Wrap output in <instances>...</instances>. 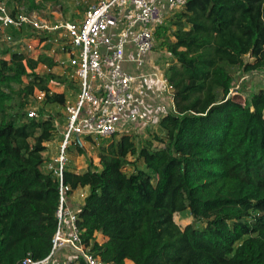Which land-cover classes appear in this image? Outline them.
Wrapping results in <instances>:
<instances>
[{
    "label": "trees",
    "instance_id": "1",
    "mask_svg": "<svg viewBox=\"0 0 264 264\" xmlns=\"http://www.w3.org/2000/svg\"><path fill=\"white\" fill-rule=\"evenodd\" d=\"M39 1L7 7L32 12ZM183 1L154 33L169 59L174 112L139 147L130 133L99 140V169L66 168L71 191L88 190L78 229L104 263L264 264V88L245 105L228 97L237 75L264 69V0ZM0 46V264H17L51 248L59 196L42 169L55 134L44 108L64 107L65 95L48 85L70 82L52 73L58 65L45 53ZM35 90L45 98L28 118ZM11 102L18 112L9 113ZM130 156L143 169L126 172ZM186 211L192 223L181 229L173 216Z\"/></svg>",
    "mask_w": 264,
    "mask_h": 264
},
{
    "label": "built area",
    "instance_id": "2",
    "mask_svg": "<svg viewBox=\"0 0 264 264\" xmlns=\"http://www.w3.org/2000/svg\"><path fill=\"white\" fill-rule=\"evenodd\" d=\"M92 1L81 21L64 22L46 20L24 7L13 11L7 7V0H0V44L18 43L11 33L31 29L37 38L29 48L37 56L41 54L37 47L46 42L56 47L59 59L48 57L64 68L65 76L74 79L78 87L75 100L64 106L66 122L58 151L42 164L57 181L59 196L49 254L39 260L27 255L17 264H112L104 263L82 241L77 221L86 194L72 192L64 182L67 150L73 144L82 146L83 140L118 137L141 123H152L158 115L162 119L174 112L173 88L164 76L165 69L155 68L151 55L156 48L155 31L166 25L169 13L181 9L184 1ZM147 67L152 70L145 72ZM147 84L155 87L161 102L143 99L139 92ZM48 89L49 94L56 93L50 85ZM44 98V92L34 91L33 103L26 110L28 118L38 117ZM72 196L79 205H73Z\"/></svg>",
    "mask_w": 264,
    "mask_h": 264
},
{
    "label": "rangeland",
    "instance_id": "3",
    "mask_svg": "<svg viewBox=\"0 0 264 264\" xmlns=\"http://www.w3.org/2000/svg\"><path fill=\"white\" fill-rule=\"evenodd\" d=\"M92 2V0H40L38 2V9L34 12H36L39 17L49 21L79 22L82 20L88 6L91 5ZM171 15L172 12L169 13L168 16L170 17ZM11 34L13 35L14 40L16 42L19 40V42L15 44L2 43L1 45H4V47L6 48H10L12 51H23L24 53L29 55V57L36 56V53H34L33 50L29 48L31 41L37 38V36L32 31L24 28L20 33L13 31ZM1 48L2 46H0V52L2 50ZM37 50L40 51V53H45L47 56H52L54 59H59L57 48L49 42L42 44L40 47H37ZM49 50L53 51L54 53H50ZM152 57H154V59H160L159 63L161 64V67H163L165 64H168L169 62L167 54L159 50L157 41L156 48L153 52ZM245 60L250 63L253 62V59L249 57H246ZM36 73L44 75L46 73H49V71L45 67L39 66L36 70ZM52 73L62 77L65 76L64 68H61L59 66L56 67L52 71ZM65 77L67 78V82H70V86H68V84H62L59 82L56 84L51 83L49 85L53 92L63 93L65 95L66 103H72L76 98L78 87L74 79L67 76ZM236 78V84L230 90L229 97L243 105H245V102L249 100L254 93H257L260 89L264 88V69L255 70L251 73L240 74L237 75ZM13 90H16V87H13ZM8 111L9 113L18 112L13 102L9 103ZM44 115H50L53 117L55 126V134L53 137L54 139L47 143V146L48 149L55 154L57 152V147L62 140V133L64 131L66 122L64 107H58L55 105L47 106L44 108ZM159 119L160 115H158L157 119L152 123H141L134 131L130 130L125 133H130L134 138L136 147H139L146 141L153 140V133L157 130ZM122 134H119L118 137H120V135ZM81 143L82 146L73 144L68 148L67 156L69 162L67 167L78 173H82L88 167L89 162H91L93 166L95 165L97 169H99L100 152L98 144H100V142L95 141V145H90L87 141L83 140L81 141ZM154 146H157L156 143H154ZM77 147L82 149V154H78ZM43 155L45 156L46 154ZM129 159L132 164L125 168L126 172L130 173L134 168L143 169L140 162L136 161L135 156H130ZM71 201L73 205H75L76 198L72 196ZM78 204L79 203H77L76 205ZM173 220L175 224L181 229L186 225L192 223V219L187 211L181 214L176 213L173 216Z\"/></svg>",
    "mask_w": 264,
    "mask_h": 264
},
{
    "label": "crops",
    "instance_id": "4",
    "mask_svg": "<svg viewBox=\"0 0 264 264\" xmlns=\"http://www.w3.org/2000/svg\"><path fill=\"white\" fill-rule=\"evenodd\" d=\"M152 56V55H151ZM152 59L154 60V63H156V66L155 65H153V66H155V68L157 67L158 68V70L159 69H161V70H164L165 69V65L167 66L168 64H165L163 67H161L160 65V63H159V60L160 59H154V57H152ZM161 68H160V67ZM150 70H152V68L151 67H147L146 68V70L144 69V71L145 72H148V71H150ZM157 88H160V86H157ZM154 89H155V87H153L152 85H150V84H147V86L146 85H144L143 86V88L142 89H140V94H141V96L143 97V99L145 100V101H149V102H153V103H159V102H161V100H162V97L161 96H158V95H156L155 93H154ZM48 144H46L45 146L48 148V146H47ZM56 151H58V147H57V150ZM44 154H46L44 157L46 158V159H50V158H53L55 155H56V153L54 154L51 150H49V152H46L45 151V153ZM95 166V165H94ZM87 169V168H86ZM81 192H85V194H87V192H88V190L85 188V189H82V190H80ZM77 193V192H76ZM77 203H80V201L77 199V197H76V203L75 204H77ZM79 205V204H78ZM177 214H179V213H177ZM106 240V238H104V237H102L101 235H97V241H98V243H103L104 241ZM124 264H133L131 261H128V260H126L125 261V263Z\"/></svg>",
    "mask_w": 264,
    "mask_h": 264
}]
</instances>
